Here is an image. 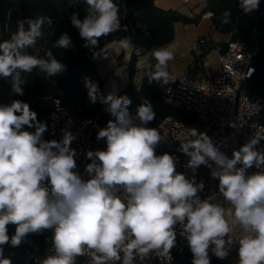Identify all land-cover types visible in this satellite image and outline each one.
I'll use <instances>...</instances> for the list:
<instances>
[{
    "label": "clouds",
    "instance_id": "clouds-1",
    "mask_svg": "<svg viewBox=\"0 0 264 264\" xmlns=\"http://www.w3.org/2000/svg\"><path fill=\"white\" fill-rule=\"evenodd\" d=\"M70 3L85 5L82 18L75 11L70 16L84 47L97 48L100 38L121 29L115 0ZM259 4L239 0L238 6L249 14ZM230 17L231 10L224 11L221 23H230ZM52 23L48 17L18 21L17 32L0 42V77H11L13 93L24 94L22 74L37 69L54 77L66 70L50 50L45 57L26 51L35 48L44 25ZM53 47H73L70 36L62 33ZM110 47L93 52L92 58H107ZM119 47L127 51L131 37L122 38ZM175 51V44L151 50L156 63L148 73L149 83L167 85L176 79L168 70ZM84 84L89 101L106 105L105 111L114 117L97 131V140L106 139V150L86 152L91 161L85 166L87 180L76 171L78 152L71 147L76 134L63 129L59 141L46 140L48 125L28 103L0 105V264H11L3 256L4 245L18 247L28 234L45 230H51L54 254L40 264H76L81 256H88L89 264H143L152 254L170 256L177 227L193 254L192 264H211L209 250L225 259L237 244L238 264H264V149L258 148L264 137L253 135L228 157L206 132L188 128L176 135L179 151L189 158L186 167L195 173L206 166L219 181L223 203L214 202L216 193L202 199L203 182L177 172V158L169 153L156 154L167 135L147 126L156 119L150 102L141 104L133 116L127 96L103 95L88 77ZM253 168L256 171L249 174ZM10 224L15 225L11 236Z\"/></svg>",
    "mask_w": 264,
    "mask_h": 264
},
{
    "label": "trees",
    "instance_id": "trees-1",
    "mask_svg": "<svg viewBox=\"0 0 264 264\" xmlns=\"http://www.w3.org/2000/svg\"><path fill=\"white\" fill-rule=\"evenodd\" d=\"M155 0H125V21L130 25L127 31L118 30L108 37L99 40V46L94 49L84 47L85 41L70 22V16L75 11L81 18L85 15V5L77 4L73 7L70 0H0V42L10 40L18 30V21L38 17H48L53 21L51 27L47 24L42 28L43 35L37 40L35 48L26 51L38 57H45L47 51H52L56 59L66 66V70L54 77H46L37 69L31 74H22L26 83L23 85L24 94L17 95L11 91V77H0V105H8L13 100H21L30 105L31 110L37 113V118L46 116L53 107V99L59 92L66 93L74 106L80 109L83 115L93 114L98 108L106 105L89 101L84 78L88 77L98 83L100 92L102 81L100 80L93 59V52H99L105 45L111 42H119L122 38L131 37L134 46L140 47L144 53H151L154 48L172 43L173 24L197 25L204 12L211 14L212 25L215 30L223 34H231L232 40L240 41L248 53L253 54V76L247 79L242 89L248 94L261 95L264 98V0H260L259 8L252 13L244 14L239 8V0H197L203 3L205 8L200 14L189 17L177 10H162L154 6ZM231 10V22L222 24V14ZM146 26V29H145ZM28 25L25 24V28ZM67 33L72 41L73 47L68 49L54 48L53 44L62 33ZM226 43H211L210 48H216L219 52L225 51ZM120 57V56H119ZM102 58V57H100ZM137 57L132 56L129 61L127 73V84L120 89L117 96H127L131 100L128 111L133 116L137 108L148 101L153 106L156 119L147 126L154 128L156 123L167 114H179L175 109L159 99L156 92L155 81L149 83L147 70L139 84L135 81ZM120 66L113 71L118 73ZM102 94V92H101ZM259 122H264V110L257 117ZM15 233V225L8 226L9 236ZM51 230H45L38 234H28L23 240L24 247L14 253L10 244L3 246V256L11 260V264H34L32 257L41 256L37 247L43 249L51 241ZM30 250L26 253L25 249ZM175 264H192L193 254L190 249L184 250L176 258ZM211 264H218L214 256H210Z\"/></svg>",
    "mask_w": 264,
    "mask_h": 264
},
{
    "label": "built area",
    "instance_id": "built-area-1",
    "mask_svg": "<svg viewBox=\"0 0 264 264\" xmlns=\"http://www.w3.org/2000/svg\"><path fill=\"white\" fill-rule=\"evenodd\" d=\"M115 2L120 9V30L125 31L124 27L128 30L130 25L125 21V0H115ZM202 42L196 40L192 44L197 56L202 54L199 49ZM226 44L225 51L218 52L216 74L187 76L178 74L169 64L168 70L176 79L167 85L155 81L160 101L180 112L176 115L167 114L156 123L154 128H157L162 136L167 135L157 146L156 154L169 153L177 158V172L183 173L188 179L195 176L197 183L203 182L204 189L199 193L202 199L212 195L209 182H213L218 187L219 181L212 178L210 169L206 166H200L195 173L186 167L189 158L179 151L180 142L175 136L183 133L184 129L196 128L199 132H206L228 157H231L233 150H238L253 135L264 137V122H259L257 119L264 110V98L261 95L248 94L242 89L243 83L253 76V54L248 53L238 40L229 39ZM132 52L136 57L144 53L138 46H134ZM154 65L151 71L154 70ZM105 108L100 107L93 114L83 115L67 97L57 96L53 99L50 112L39 118L48 125V131L44 135L46 140L59 141L62 139L63 129H68L77 135L71 147L78 152L76 171L85 180L88 179L85 166L91 162L86 158V152L106 150L107 147L106 139L96 138L98 128L105 127L109 120L114 119ZM88 121L92 123H87ZM258 148L264 149V138L260 140ZM255 171V168L249 169L248 173ZM46 242L43 249L37 247L41 256L32 257L34 264H40L47 255L54 254L51 241L47 239ZM23 247L22 241L18 247H14L13 252L18 253ZM186 249L190 248L186 239L179 234L177 227L176 244L171 249L170 256L158 257L152 254L143 264H175L178 255ZM25 252L29 254L30 250L26 248ZM76 264H89V257H78ZM136 264L141 262L137 260Z\"/></svg>",
    "mask_w": 264,
    "mask_h": 264
},
{
    "label": "crops",
    "instance_id": "crops-1",
    "mask_svg": "<svg viewBox=\"0 0 264 264\" xmlns=\"http://www.w3.org/2000/svg\"><path fill=\"white\" fill-rule=\"evenodd\" d=\"M154 6L157 9L160 8L162 10L174 9L189 17L200 14V12L205 8V5L201 2L199 3L197 0H155ZM173 36L174 40L169 44H175L176 51L175 58L169 61V64L178 74L187 76L193 74H216L218 70L217 55L219 51L216 48L211 49L210 44L215 42L227 43L231 38L230 33L223 34L213 28L211 14L209 12H204L202 14L200 22L197 25H186L181 22H175L173 24ZM196 40L203 41L199 47L202 51L200 56H197L192 49V44ZM169 44H165L163 46H167ZM110 45L111 47L109 48L107 58L102 57L95 60L94 66L96 67L98 76L102 81V86L104 83L103 78L113 76V71L118 67V64L120 66V70L123 69L122 73L125 75V81L113 92L117 95L120 89L128 82L126 69L128 68L129 61L133 56L132 51L134 45L131 42V47L127 51L122 50L119 47V42L117 43L114 41L111 42ZM104 61L110 63L112 68L110 67L107 69L106 67H103ZM155 63L156 61L151 57V53L146 52L140 57H137L135 64L137 71L134 78L137 84L140 83L143 75H145L147 70H149ZM209 187L211 188L212 194H217V201L214 202L223 203V197L219 195L218 187L211 181L209 182ZM238 247V244L234 245L225 259H218L212 254L211 250H209V256L216 257L218 264H238Z\"/></svg>",
    "mask_w": 264,
    "mask_h": 264
},
{
    "label": "rangeland",
    "instance_id": "rangeland-1",
    "mask_svg": "<svg viewBox=\"0 0 264 264\" xmlns=\"http://www.w3.org/2000/svg\"><path fill=\"white\" fill-rule=\"evenodd\" d=\"M103 67H106L107 69H109L111 67V64L108 63L107 61L106 62L104 61V66ZM113 76H109L107 78H105V77L103 78L104 79L103 80L104 83H103V86H102L103 95H107L108 93H113L125 81V75L123 73H120V74L116 73ZM58 94H60L63 97L66 95V93H62V92H59Z\"/></svg>",
    "mask_w": 264,
    "mask_h": 264
}]
</instances>
